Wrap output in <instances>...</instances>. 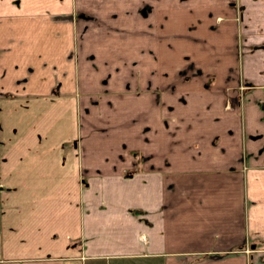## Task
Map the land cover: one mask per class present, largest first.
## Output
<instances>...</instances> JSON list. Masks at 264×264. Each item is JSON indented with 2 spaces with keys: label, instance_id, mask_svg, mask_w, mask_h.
I'll return each mask as SVG.
<instances>
[{
  "label": "crops",
  "instance_id": "0c3cea01",
  "mask_svg": "<svg viewBox=\"0 0 264 264\" xmlns=\"http://www.w3.org/2000/svg\"><path fill=\"white\" fill-rule=\"evenodd\" d=\"M262 15L264 0H0V264L264 253ZM146 77L176 94L153 154L144 102L123 115Z\"/></svg>",
  "mask_w": 264,
  "mask_h": 264
},
{
  "label": "rangeland",
  "instance_id": "374dc122",
  "mask_svg": "<svg viewBox=\"0 0 264 264\" xmlns=\"http://www.w3.org/2000/svg\"><path fill=\"white\" fill-rule=\"evenodd\" d=\"M144 6L145 7H143V11H142L143 13H138V14H140L139 16L144 17V19H145V23L144 24H146V25L148 24L149 25V23H151V14L147 13V10H148L147 5L145 4ZM263 17L264 16L262 15V19H260V22L263 21ZM134 27H135V29L138 28L136 24L134 25ZM237 32H239V31H237ZM237 32L234 34L236 36V38L239 37L238 35H236ZM135 36H136V34H131V35L128 34L127 35V34L124 33L123 37H125L127 39H130V40L131 39L135 40ZM150 36L151 35L149 33L148 37H150ZM225 41H226V43L228 42L227 38H226ZM125 48L126 47H124V49H123L124 57L127 55V52L125 51ZM130 48H131V50L132 49L134 50L135 46H132V47L130 46ZM126 64L128 66L133 67V69H134V70H132V72L128 76H125V79H124V84L126 86L125 88L129 89L130 87H133V84L135 83V79H136L134 77V74H136L135 71H138V67L136 65L137 64V58H136L135 53H132V54L129 55V59H128V62H126ZM131 67H124V70H125L124 72L126 73V70L131 68ZM145 71H146L147 75H150L152 73V64L151 63L147 64V62H145ZM151 80H152V77H148L146 79V81H145L144 89H146L148 91L145 92L143 98L141 96H138V98L136 96H132V97L131 96H127V95L124 96V99H123V103H124L123 115L126 116L128 114V112H130L127 109H129L131 107H134L135 105H138V104L141 105L142 102H144V107H145V112H143V115L145 116V122H144L145 124H143V128L145 129L144 140H145L146 144H148V143L150 144V149L151 150H149L148 153L153 154L152 150L159 149V147H157V148L154 147L152 149V144L155 141V139H157L158 137H161V136H163V137L164 136H166V137L169 136L167 134V132H163V130L159 129V127L152 126L153 123H154L153 120L155 118H157V115H158V116H160L163 124H165V125L168 124L169 119H171L172 116H173L172 112L174 111V109L172 107L173 105L170 106V101L169 100H172L173 97H171V96L172 95L175 96L176 94L174 93V89L175 88H172V87L169 88L168 82L167 81L164 82L165 79H162V82H161L159 88L155 87L152 84ZM177 97L179 98L180 101L184 100V96L183 95H178ZM154 103L155 104L159 103L161 105V108H160L159 111H157L156 107L153 106ZM97 112L100 113L101 111L99 109H96V111H92L91 116L94 117V118L97 117L96 116ZM108 113L109 112L106 111L105 116H106V114H107V116L106 117L104 116V118H102V121L104 119H105V122L108 121V119L110 118V116L108 117ZM133 114H134V112H133ZM101 116H103V115H101ZM102 121L97 119V122H96V124H94V127L101 126L102 125ZM120 128L121 129L123 128V124H122V126H120ZM123 133H124V130H122L121 134H123ZM135 153H136V151H135ZM245 256H246L245 261L248 262L247 264H254V262H257V264H264V253L263 252L262 253L254 252V254H247Z\"/></svg>",
  "mask_w": 264,
  "mask_h": 264
}]
</instances>
